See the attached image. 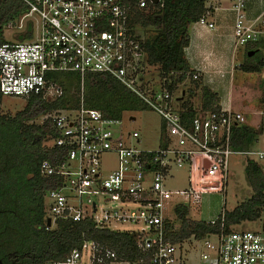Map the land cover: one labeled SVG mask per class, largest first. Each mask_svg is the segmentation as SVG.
Segmentation results:
<instances>
[{
    "label": "built area",
    "instance_id": "2783aa9c",
    "mask_svg": "<svg viewBox=\"0 0 264 264\" xmlns=\"http://www.w3.org/2000/svg\"><path fill=\"white\" fill-rule=\"evenodd\" d=\"M22 1L26 9L4 27L12 39L4 38L0 45L2 98L40 96L52 102L63 95L52 75L76 73L83 78L98 73L117 80L161 121L158 148L143 150L128 142L130 138L139 141L137 131L126 132L121 119L105 118L97 110L86 108L82 100L76 109L41 117V122L51 121L58 131L59 137L50 145L67 149L60 163L44 161L40 165L43 176L62 180L60 186L45 194V221L51 222L46 228H54L58 219L89 220L99 229L134 233L136 249L149 254L144 261H128L100 243L84 241L51 264H184L181 251L185 244H173L165 237L167 223L177 229L174 219L167 215L168 204L176 198L175 211L178 205H198L201 194L225 193L228 161L234 154L264 158V153L234 151L230 146L233 129L255 122L236 113L244 114L247 105L236 101L234 111L230 99L227 108L193 109L188 116L180 104L187 94L180 87L190 80L198 81L200 73H186L183 83L172 90L167 87L169 78L158 77L157 86L151 83L153 78L145 79L148 65L141 43L146 32L133 23L132 12L143 11L148 3L153 4L151 0ZM232 10L234 51L264 39V12L247 20L243 0H234ZM197 23L213 27L204 16ZM260 54L262 61L264 49ZM257 64L231 73V93L233 76L254 72L245 69ZM112 127L118 137L111 132ZM109 155L114 156L115 163L104 168L103 158ZM184 167L189 172V187L171 193L165 185L170 171ZM93 197L102 198L101 207ZM224 215L222 210L218 217L221 228ZM124 226L132 228L124 230ZM197 242L201 245L199 264H264V229L221 231Z\"/></svg>",
    "mask_w": 264,
    "mask_h": 264
},
{
    "label": "trees",
    "instance_id": "16d2710c",
    "mask_svg": "<svg viewBox=\"0 0 264 264\" xmlns=\"http://www.w3.org/2000/svg\"><path fill=\"white\" fill-rule=\"evenodd\" d=\"M205 2L206 0H160L157 4L148 3L143 11L132 12L133 23L140 25L144 32L151 33L141 43L146 63L157 67L158 77L171 80L167 86L170 90L183 83L186 73L193 72L185 57V49L189 46V27L207 11ZM25 9L22 0H7L3 26ZM3 43L4 37L1 34L0 45ZM263 49V39L246 45L244 63L239 66V70L242 71L246 65H255L260 60L259 55L248 57V53L258 50L260 54ZM63 74L73 80L72 85L68 86L62 80ZM51 77L62 87L61 97L48 102L40 96H31L26 100L25 107L13 116L0 115L1 260L4 261L8 252H13L15 264H51L62 260L84 241H92L115 251L120 259L144 261L149 254L143 255L136 249L134 233L99 229L89 220L73 222L58 219L54 228H46L44 197L47 191L60 186L62 180L56 176H43L40 165L44 161L52 165L60 163L65 159L67 149L50 145L51 141L59 137L58 131L51 121L41 122V117L59 110L76 109L82 100L86 108L97 110L105 118L119 120L124 112L133 109L127 99H124V103L121 102V97L132 96L140 100L108 75L88 73L81 78L76 73H59ZM81 79L87 80L86 94L80 98L76 91L70 96L69 89L75 87V83L78 87ZM188 85V98L199 91L202 110L219 108L217 94L205 86L201 78L198 81L190 80ZM104 95H113L119 102L115 105L108 104L104 101ZM1 102L0 94V105ZM180 104L188 116L194 113L189 99L184 98ZM256 141L257 133L250 127L242 126L231 132L230 146L234 151H248ZM244 172L252 194L233 210H225L223 228L218 218L214 224L190 219L189 206L178 205L175 208L178 228L173 230V223H167L166 239L173 244H187L221 231L229 233L233 227L244 222L261 219L264 216L263 168L257 162L247 159Z\"/></svg>",
    "mask_w": 264,
    "mask_h": 264
},
{
    "label": "rangeland",
    "instance_id": "374dc122",
    "mask_svg": "<svg viewBox=\"0 0 264 264\" xmlns=\"http://www.w3.org/2000/svg\"><path fill=\"white\" fill-rule=\"evenodd\" d=\"M150 35V32H146L144 37H150ZM4 38L5 40L10 41L12 39L11 33L4 31ZM209 46V51H211L209 61L212 64V69H210V72L219 70L226 74L224 78H220L219 82L216 79V83L211 86V88L218 93L220 97V104L224 105L226 103V95L228 91V74L231 70V61H233L234 66H239L244 63V59L242 55L239 54L240 51H237V54L236 52L232 51V46L230 43H228L227 39H225L223 42H215ZM147 71L148 72L147 75H145V79L148 80L153 78L154 80L151 81V83L157 86L159 84L157 67L148 65ZM262 75L263 74L261 73L248 74L242 72L236 74L234 78L235 91H240L242 88L246 89L247 91L244 92L245 99L241 101L242 103L245 102L247 104L249 110L242 114L247 117V119L255 122H260L262 113L264 112V101H262V98L264 100V95H261V92H264V76ZM61 78L63 81L68 83V86L73 84V80L66 74H63ZM86 81L87 80L85 79H81L78 87L75 83V87H71L68 91V93L71 94L70 96H73L76 91L79 92L80 98L85 95ZM180 89L186 91V98H188V89H190L189 85L186 83L185 86L182 85ZM194 96V98L191 97L190 99L194 103H199L201 99L199 91ZM124 99H127L130 108L133 109L124 112L122 115V127L126 132L131 133L133 131H137L140 135L139 141H137V139L130 138L128 142L138 149L155 150L160 144L161 137V121L159 116L144 106L140 100L132 96L130 98L121 97L120 101L124 103ZM104 101L108 104L112 103V105H115L119 102V99L116 100V97L113 95H104ZM25 105L26 100L22 98L3 97L0 105V115L13 116L17 112L21 111ZM132 117L134 120H130ZM110 130L115 137L119 136L115 127H112ZM249 150L264 153V121L257 132V141ZM249 158L262 165L264 169V158L258 159L256 156H251ZM246 161L247 157L242 154H234L230 156L228 161V174L224 188L225 193L201 194L198 205L189 204L188 217L194 221L211 222L218 218L222 210L231 211L237 205L247 200L251 196L252 192L244 172ZM114 163L115 158L112 155L105 156L103 158L104 168L113 166ZM165 185L171 193L188 189V169L186 167L172 168L170 171V177L167 178ZM93 199L97 202L99 207L102 206L103 201L101 197H93ZM176 201V198H172L166 211L167 215L174 220L176 216L173 207ZM178 225V222H176V227H178ZM131 228V226L123 227L124 230ZM263 228L264 216L255 222H244L239 226L233 227L232 229L239 232H260L263 230ZM200 252L201 245L199 242L190 241L189 243L185 244L181 251L184 264H199Z\"/></svg>",
    "mask_w": 264,
    "mask_h": 264
},
{
    "label": "crops",
    "instance_id": "0c3cea01",
    "mask_svg": "<svg viewBox=\"0 0 264 264\" xmlns=\"http://www.w3.org/2000/svg\"><path fill=\"white\" fill-rule=\"evenodd\" d=\"M243 1L245 3V15L247 20L250 21L256 19L264 12V0H243ZM233 2L234 0H206L205 7L207 11L203 16L206 18L208 23H212L213 27L208 28L201 26L197 23L198 21L189 27V46L185 49V57L191 69L193 70L192 73H200L203 84L208 88H210L212 92L217 94L219 99L218 101L219 108H227L228 103H230V99H231L233 110L235 111L236 101L245 99L244 92H247L246 89L243 88L240 91H235V84H234V78L236 76L235 74L233 76V93H231V81H232L231 73L239 72V69H237V66H234L233 61H231V70L228 74L229 79H228V91L226 95V103L224 105H221L220 97L218 93L215 92L211 88V86L216 83V79L219 82L220 78H224L226 74L222 73L219 70L210 72V69H212V64L209 61V58L211 56V51H209V47H210L209 45L214 44L215 42H220V41L223 42L225 39H227L228 43H230V45L232 46V51L236 52V54L237 51H240L239 54H241L244 59V55H245L244 48L234 51V47H233V42H234L233 28L235 22V13L232 10ZM255 52L256 53L253 56H255L256 54L260 56V60L257 62L258 64L256 63L258 66L259 63L261 62V54L258 53V50H255ZM257 73H261L263 74L262 76H264V71ZM197 93L198 91H196L194 95H196ZM186 96L184 98L190 100L193 109L201 108L202 106L201 99L199 103H194L190 98H186ZM243 103L246 104L245 102ZM247 110H249L248 106L245 109V111ZM236 112L241 114L243 113V111H238V110ZM263 117L261 118L260 122H257L260 123L259 126H261V124L264 121ZM255 132L257 133L258 131ZM256 153H262V152H256ZM175 221L176 218L174 222Z\"/></svg>",
    "mask_w": 264,
    "mask_h": 264
},
{
    "label": "flooded vegetation",
    "instance_id": "af4514ba",
    "mask_svg": "<svg viewBox=\"0 0 264 264\" xmlns=\"http://www.w3.org/2000/svg\"><path fill=\"white\" fill-rule=\"evenodd\" d=\"M7 0H0V35L3 34L4 37V27L2 22L6 16ZM0 220H1V209H0ZM0 255H1V241H0ZM15 254L13 252H8L4 261L0 258V264H15Z\"/></svg>",
    "mask_w": 264,
    "mask_h": 264
},
{
    "label": "water",
    "instance_id": "95a60500",
    "mask_svg": "<svg viewBox=\"0 0 264 264\" xmlns=\"http://www.w3.org/2000/svg\"><path fill=\"white\" fill-rule=\"evenodd\" d=\"M151 1H152L153 4H157L159 0H151ZM255 53H256V52H250V53L248 54V57L253 56ZM245 70H246V71H254V72H255V71H257V72L264 71V59L259 63L258 66H256V67H251V68H246ZM130 120H134V118L132 117V118H130ZM235 124H236V125H240V123H235ZM247 125H248L250 128L254 129L255 131H259V128H260L259 123H257V122H248ZM50 225H51V222H50V220L48 219V220L46 221V226H47V227H50Z\"/></svg>",
    "mask_w": 264,
    "mask_h": 264
},
{
    "label": "bare ground",
    "instance_id": "6f19581e",
    "mask_svg": "<svg viewBox=\"0 0 264 264\" xmlns=\"http://www.w3.org/2000/svg\"><path fill=\"white\" fill-rule=\"evenodd\" d=\"M236 113H238V112H236ZM241 114V113H240ZM242 115V114H241ZM243 116V115H242Z\"/></svg>",
    "mask_w": 264,
    "mask_h": 264
}]
</instances>
